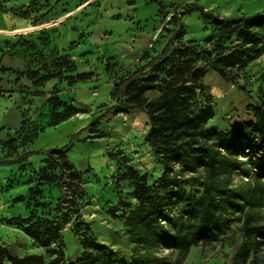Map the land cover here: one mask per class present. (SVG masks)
<instances>
[{
	"label": "rangeland",
	"instance_id": "obj_1",
	"mask_svg": "<svg viewBox=\"0 0 264 264\" xmlns=\"http://www.w3.org/2000/svg\"><path fill=\"white\" fill-rule=\"evenodd\" d=\"M159 1L169 11L166 18L159 13ZM192 4L197 7L188 11ZM263 10L264 0H0V160L70 143L67 157L83 172L81 182L61 178L54 157L37 152L24 162L0 164V243L19 256L43 255L44 264L81 258L88 237L112 247L116 258L126 261L145 249L126 232L125 217L138 201L134 181L125 175L132 165L153 185L163 165L145 139L150 127L147 113L124 109L126 97L114 82L146 65L181 25L184 35L176 47L195 48L198 67L205 70L202 90L193 103L199 109L206 103L210 82L219 79L207 54L219 45L207 40L214 27L207 15L234 18ZM174 13L180 23L171 20ZM237 43L236 38L223 40L218 49L229 53ZM47 58H65L67 75L88 76L38 86L21 73L38 69ZM224 72L240 85L229 83L222 96L210 100L216 113L207 127L218 130L253 119L248 105L264 99V50L245 68L225 66ZM110 107L114 114L97 122ZM66 114L72 116L56 123ZM240 155L242 164L233 173L231 200L219 227L193 245L181 264H264V176ZM198 175H186L181 182L196 196L202 187ZM63 192L69 201L78 198L76 204L64 205L70 211L66 220L59 205ZM186 207L184 198H176L168 212L174 217L184 213L185 229L193 220ZM48 220L64 223V240L50 248L24 230L39 231L38 224ZM155 254L164 258L162 264H174L179 258L171 243Z\"/></svg>",
	"mask_w": 264,
	"mask_h": 264
},
{
	"label": "trees",
	"instance_id": "obj_2",
	"mask_svg": "<svg viewBox=\"0 0 264 264\" xmlns=\"http://www.w3.org/2000/svg\"><path fill=\"white\" fill-rule=\"evenodd\" d=\"M159 2V13L166 18L169 11L164 9L166 5L162 1ZM196 7V4H192L187 10ZM201 10L205 11L204 8ZM207 16L214 22L212 35L207 40H215L214 44H219L216 48L207 50L213 61L211 70L219 78L218 81H211L209 87L218 83L227 90L229 83L236 84V79L225 74V66H238L243 69L264 50V10L234 18L214 13ZM171 20L180 23L175 13ZM183 35L180 25L166 41L160 53L146 65L114 82L116 90L121 91L126 97L122 105L124 109L129 111L139 109L147 113L150 127L145 139L150 144L154 157L163 165L162 175L153 185L148 182L146 174H141L132 165L128 166L125 175L133 179L134 196L138 201L125 217L126 232L134 243L145 249L137 250L132 260L126 261L116 258L118 252L112 247L88 237L85 239L87 247L83 256L65 264H162L164 258L157 256L155 250L169 243L179 252V258L174 264H181L193 245L207 240L219 227L223 212L231 200L233 173L242 164L240 154L247 157L252 167L260 170L264 176V99L248 105L252 120L235 124L229 130L207 127L216 113L210 102L214 96L209 88V93L204 99L206 103L199 109L193 108L194 100L202 90L200 80L205 75V70L198 67L196 59L198 57L195 55H199V52L195 48L176 47ZM233 38H236L238 43L229 53L218 49L222 46L221 41ZM46 60L38 69L30 68L21 73L38 86L61 80L72 83L77 77L84 79L88 76L85 73H80L77 77L67 75L65 58ZM164 72L165 76L161 78L160 73ZM151 90L155 93L149 97L146 94ZM54 92L58 90L55 89ZM114 112L113 107L108 108L96 118L97 122L108 118ZM71 116L66 114L56 123L66 121ZM69 147L70 143L50 149L28 150L11 161L0 160V164L24 162L36 152L46 153L49 157H54V165L60 168L61 178L81 182L83 172L68 159ZM196 173H199L198 179L202 180L198 196L186 192L181 186L184 176L194 178ZM67 196L63 192L59 198L65 220L70 211L64 205L76 204L78 199L73 198L69 201ZM176 198H184L187 204L186 214L193 215L187 229L182 223L184 213L180 217L168 213ZM76 212L78 213L79 209H76ZM79 218H76L78 227ZM63 226V221L48 220L38 224L39 231L29 227L24 230L42 246L50 248L52 244L57 242L61 244L64 240ZM62 255L61 253L59 258H62ZM6 260L12 264L45 262L43 255L19 256L0 243V264H5Z\"/></svg>",
	"mask_w": 264,
	"mask_h": 264
},
{
	"label": "crops",
	"instance_id": "obj_3",
	"mask_svg": "<svg viewBox=\"0 0 264 264\" xmlns=\"http://www.w3.org/2000/svg\"><path fill=\"white\" fill-rule=\"evenodd\" d=\"M74 58H77L76 55H74ZM227 90H225L220 84L215 83V84H211V93L213 94V96H217L220 97L222 96V94H224L223 92H226Z\"/></svg>",
	"mask_w": 264,
	"mask_h": 264
},
{
	"label": "water",
	"instance_id": "obj_4",
	"mask_svg": "<svg viewBox=\"0 0 264 264\" xmlns=\"http://www.w3.org/2000/svg\"><path fill=\"white\" fill-rule=\"evenodd\" d=\"M85 109L88 111V112H91L92 111V108L88 105H84Z\"/></svg>",
	"mask_w": 264,
	"mask_h": 264
}]
</instances>
